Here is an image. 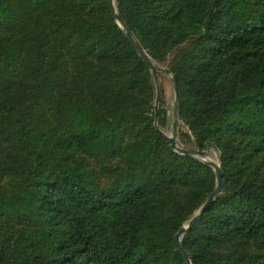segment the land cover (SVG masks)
<instances>
[{
    "label": "trees",
    "instance_id": "16d2710c",
    "mask_svg": "<svg viewBox=\"0 0 264 264\" xmlns=\"http://www.w3.org/2000/svg\"><path fill=\"white\" fill-rule=\"evenodd\" d=\"M116 3L151 59L189 41L177 118L223 172L181 238L191 264H264V0ZM151 77L108 0H0V182L21 177L0 184V264H186L173 237L215 175L152 126ZM86 159L121 169L100 188Z\"/></svg>",
    "mask_w": 264,
    "mask_h": 264
},
{
    "label": "rangeland",
    "instance_id": "374dc122",
    "mask_svg": "<svg viewBox=\"0 0 264 264\" xmlns=\"http://www.w3.org/2000/svg\"><path fill=\"white\" fill-rule=\"evenodd\" d=\"M115 1V6L117 8ZM189 41L186 40L177 45L170 47L165 55V57L161 61H155L152 59L154 65L157 68L156 74H151V84L154 89V100L152 102V112L154 113L155 107V96H156V85L159 86V89H162L163 92V105L159 107L163 108L166 111V124L164 126L159 125L158 123V111H157V122L156 126L154 124V116L152 121V126H155L157 131H159L165 138L171 135V132H174L176 143L181 148L186 149H197L193 137L189 134L186 127L183 125L182 121L177 118V116H173L172 109L173 103L175 99L174 89H173V80L171 74L168 72V66L170 62L178 57V55L188 46ZM167 139V138H166ZM207 152L212 150L217 163H219V152L217 149L209 145L206 148ZM203 161L208 160L207 158H203ZM86 166L93 171L95 174V183L100 188H107L109 185L116 179L118 173L121 169V164L114 160H93L86 159ZM19 181H21L20 176H13L11 178H4L0 184L2 188L5 189L6 197L10 195L18 185ZM171 190L179 196L182 197L184 194V189L179 186H174ZM26 224L20 223L14 225V230L25 229Z\"/></svg>",
    "mask_w": 264,
    "mask_h": 264
},
{
    "label": "water",
    "instance_id": "95a60500",
    "mask_svg": "<svg viewBox=\"0 0 264 264\" xmlns=\"http://www.w3.org/2000/svg\"><path fill=\"white\" fill-rule=\"evenodd\" d=\"M115 1L116 0H108L109 7L111 9V12L113 14V17L118 24V26L124 31L125 37L128 39V41L132 44V46L135 48L138 56L141 58V60L145 63L147 68L149 69L150 73L155 75L157 68L154 65L152 59L147 55L141 44L137 41V39L134 37L133 33L131 30L128 28L126 23L123 21V19L119 16L117 13V8L115 6ZM173 89H174V94H175V99L173 103V109L172 113L173 116H177V90H176V82L173 80ZM159 86L156 85V96H155V107H154V124L156 126L157 122V109H158V102H159ZM167 141L169 142L170 149L174 152H177L179 154H185L189 155L190 157L204 162L207 165H209L215 175V185L213 190L208 194L204 202L201 204V206L193 212V214L190 216V218L185 222L179 229L178 231L174 234L173 240H174V245L177 251H179L182 256L184 257V260L186 264H191L190 260V255L185 251L181 244V238L183 234L186 232V230L205 212V210L215 201L217 196L222 192L223 189V172L222 168L220 165V162H214L211 160L203 161V158L207 157V150L204 148L203 150L200 149H186V148H181L177 145L176 143V138L174 132H171L170 136H167Z\"/></svg>",
    "mask_w": 264,
    "mask_h": 264
},
{
    "label": "bare ground",
    "instance_id": "6f19581e",
    "mask_svg": "<svg viewBox=\"0 0 264 264\" xmlns=\"http://www.w3.org/2000/svg\"><path fill=\"white\" fill-rule=\"evenodd\" d=\"M208 160H211V161H214V162H217L216 161V158H215V155L213 153L212 150H209V152H207V157H206ZM207 161V160H206Z\"/></svg>",
    "mask_w": 264,
    "mask_h": 264
}]
</instances>
